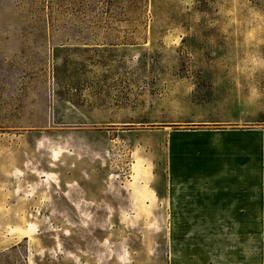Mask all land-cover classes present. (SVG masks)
I'll list each match as a JSON object with an SVG mask.
<instances>
[{
    "label": "rangeland",
    "instance_id": "1",
    "mask_svg": "<svg viewBox=\"0 0 264 264\" xmlns=\"http://www.w3.org/2000/svg\"><path fill=\"white\" fill-rule=\"evenodd\" d=\"M0 264H264V0H0Z\"/></svg>",
    "mask_w": 264,
    "mask_h": 264
}]
</instances>
